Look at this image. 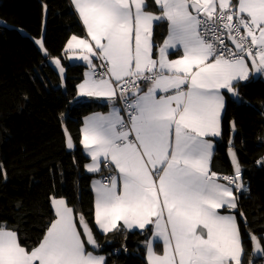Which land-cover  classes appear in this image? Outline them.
Instances as JSON below:
<instances>
[{
  "label": "snow or ice",
  "instance_id": "1",
  "mask_svg": "<svg viewBox=\"0 0 264 264\" xmlns=\"http://www.w3.org/2000/svg\"><path fill=\"white\" fill-rule=\"evenodd\" d=\"M153 3L156 11L146 0H71L86 30L64 50L87 66L77 95L110 104L81 129L86 171L111 173L92 182L95 224L104 234L150 233L147 264H242L235 210L248 188L231 147L234 174L211 171L208 137L221 135L225 92L238 98L241 82L264 75V0ZM165 22L167 36L157 45L154 28ZM35 44L50 55L42 38ZM51 63L63 78L61 60ZM66 144L74 147L71 137ZM51 206L54 218L30 249L0 224V264H107L87 248L100 245L85 217L77 224L63 198L52 197ZM249 241L253 255L264 257V237L250 232Z\"/></svg>",
  "mask_w": 264,
  "mask_h": 264
},
{
  "label": "trees",
  "instance_id": "2",
  "mask_svg": "<svg viewBox=\"0 0 264 264\" xmlns=\"http://www.w3.org/2000/svg\"><path fill=\"white\" fill-rule=\"evenodd\" d=\"M146 2L148 11H156L153 0ZM45 8L43 43L48 56L35 44L42 35ZM166 29V22L154 28L155 44L163 43ZM72 35L84 37L85 31L70 0H0V224L17 230L30 249L54 218L51 198H63L77 214V224L82 214L93 230L100 245L94 254L104 255L107 264H147L144 241L150 233L101 234L94 224L91 182L108 170L85 171L89 158L82 151L81 128L86 116L105 112L110 104L78 98L86 66L64 58ZM53 58L65 68L63 81L50 63ZM238 91V98L225 92L222 131L210 167L219 176L233 174L227 151H235L248 188L235 210L244 246L242 264H262L263 259L252 255L249 233L264 237V166L257 164L264 156V79L241 82ZM63 129L74 151H67ZM155 249L161 252L160 246Z\"/></svg>",
  "mask_w": 264,
  "mask_h": 264
},
{
  "label": "crops",
  "instance_id": "3",
  "mask_svg": "<svg viewBox=\"0 0 264 264\" xmlns=\"http://www.w3.org/2000/svg\"><path fill=\"white\" fill-rule=\"evenodd\" d=\"M70 3H71V0H70ZM72 5V4H71ZM72 8H73V6H72ZM74 9V8H73ZM75 11V10H74ZM76 13V12H75ZM77 14V13H76ZM77 16H78V14H77ZM79 18V17H78ZM80 20V19H79ZM81 22V21H80ZM81 24H82V22H81ZM82 26H83V24H82ZM83 28H84V26H83ZM84 31H85V36L84 37H80V38H86V30L84 29ZM167 36V29H166V33H165V37ZM65 47H66V45H65ZM64 50H65V48H64ZM176 55L177 54H173L170 58H172V59H175L176 58ZM69 56H72L73 58H71V59H69ZM64 58H65V60L69 63V64H84L82 61H78V60H76L75 58H74V54H72V53H68V54H66L65 53V51H64ZM85 65V64H84ZM86 66V65H85ZM87 70V66H86V68H85V70H84V72ZM253 78H262V79H264V75H259L258 77H253ZM145 90H146V88H145ZM80 100H84V99H88V98H85V97H78ZM94 99H97V100H104V99H102V98H94ZM104 101H107V100H104ZM226 103V102H225ZM117 106H119V105H117ZM109 109H110V105H109V107H108V110H106L105 112H95V113H101V114H107L108 112H109ZM224 110H225V108H224ZM224 110L222 111V114H221V120H222V116H223V114H224ZM92 114H94V113H92ZM92 114H90V115H88V116H86L85 118H84V120L87 118V117H89V116H91ZM84 120H83V122H84ZM82 126H83V123H82ZM82 129V128H81ZM221 131H222V126H221ZM220 136H216V137H208V139L213 143V153H214V150H215V147H216V144H215V139H218ZM81 147H82V145H81ZM82 151H83V153L87 156V154L85 153V150L83 149V147H82ZM88 157V156H87ZM212 157H213V154H212ZM212 157H211V159H210V165H211V160H212ZM264 157V156H263ZM89 158V157H88ZM88 163H90V158H89V162ZM210 169H211V167H210ZM85 171H86V169H85ZM103 171V170H102ZM87 172V171H86ZM88 173V172H87ZM89 174H92V173H89ZM111 173H109L108 171H107V173H104L102 176H107V175H110ZM102 176L101 177H95L93 180H98V179H101L102 178ZM93 180H92V182H93ZM92 182H91V190H92ZM223 182V181H222ZM244 184H245V186L247 187V180L244 178ZM92 193H93V196H94V192H93V190H92ZM59 199V198H58ZM222 210H227V209H222ZM221 210V211H222ZM228 211H231V210H228ZM228 212H226L225 214H227ZM94 224H95V220H94ZM95 227H96V229H97V231L98 232H100L101 234H104V233H102L99 229H98V227L96 226V224H95ZM136 230H138V229H136ZM133 231V230H132ZM156 246H160V249H161V252H162V243H160V244H157ZM156 246H155V248H156ZM155 251H156V249H155ZM157 252V251H156ZM161 252H159V253H161ZM158 253V252H157ZM262 264H264V259H263V261H262Z\"/></svg>",
  "mask_w": 264,
  "mask_h": 264
},
{
  "label": "water",
  "instance_id": "4",
  "mask_svg": "<svg viewBox=\"0 0 264 264\" xmlns=\"http://www.w3.org/2000/svg\"><path fill=\"white\" fill-rule=\"evenodd\" d=\"M228 42H229V44H231L230 41H228ZM231 130H234L233 125H232ZM63 133H64L65 144H66L67 138H68V137H71V136H70V134H69V132H68L67 129H63ZM71 139H72V138H71ZM73 145H74V143H73ZM66 149H67L68 152L74 151V150H75V145H74V147H73L72 149H69V148H67V144H66ZM234 152H235V151H234ZM227 156H228V160H229V163H230V166H231V169H232V173L234 174V169H233V165H232V163H231V157H230V155H229V150L227 151ZM237 159H238V158H237ZM241 219L243 220V222H245L244 217H241ZM78 224H79V222H78ZM81 232H82V229H81ZM94 236H95V235H94ZM95 239H96V238H95ZM85 242H86V238H85ZM87 246H88L92 251H94V252L98 251V250H94V249H92V247H91L90 245H87ZM252 255H253V248H252ZM253 257L256 258L257 260H262V259H264V257H258V256H254V255H253Z\"/></svg>",
  "mask_w": 264,
  "mask_h": 264
},
{
  "label": "rangeland",
  "instance_id": "5",
  "mask_svg": "<svg viewBox=\"0 0 264 264\" xmlns=\"http://www.w3.org/2000/svg\"><path fill=\"white\" fill-rule=\"evenodd\" d=\"M46 15H47V9L45 8L44 9V18H43V31H42V35L40 36V38H38V39H41L42 38V40L44 39V33H45V22H46ZM37 47H38V45H37ZM39 48V47H38ZM40 50V49H39ZM41 52H42V50H40ZM42 54H43V52H42ZM44 55V54H43ZM52 60V59H51ZM51 60H50V63H51ZM51 65L53 66V68L58 72V70L55 68V66H54V64H52L51 63ZM64 79L62 78V81H63ZM142 86H144L145 88H146V86L145 85H143L142 84ZM243 181H244V178H243Z\"/></svg>",
  "mask_w": 264,
  "mask_h": 264
},
{
  "label": "built area",
  "instance_id": "6",
  "mask_svg": "<svg viewBox=\"0 0 264 264\" xmlns=\"http://www.w3.org/2000/svg\"><path fill=\"white\" fill-rule=\"evenodd\" d=\"M229 43V42H227ZM120 106V105H119ZM230 175H233V174H226V175H220V177H224V176H230ZM108 176V175H107Z\"/></svg>",
  "mask_w": 264,
  "mask_h": 264
}]
</instances>
